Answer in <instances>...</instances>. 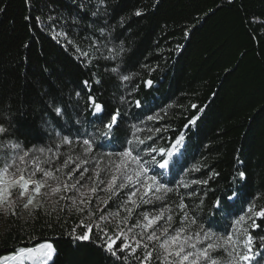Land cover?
<instances>
[{
  "label": "trees",
  "instance_id": "trees-1",
  "mask_svg": "<svg viewBox=\"0 0 264 264\" xmlns=\"http://www.w3.org/2000/svg\"><path fill=\"white\" fill-rule=\"evenodd\" d=\"M81 3L86 5L83 11ZM97 4L98 0H0V108L10 104L16 114L18 128L11 138L26 148L52 147L60 159L52 153L41 159L51 157L56 166L67 155L82 156L85 138L95 144L82 168H95L94 156L122 150L118 141L104 140L102 122L88 109L89 92L82 84L88 80L91 95L104 106V122L118 109L120 129H128L129 138L132 125L142 129L136 133L140 138L153 136L141 148L170 147L176 136H184L180 153L173 158L178 163L164 170V179L174 190L155 206L135 209L128 225L140 212L155 211L164 203L172 208L165 215L171 214L173 227H179L183 213L177 205L183 202L189 218L196 220L184 222L186 234L200 231L198 225L216 234L231 231L232 222L250 203L264 206V0H104L93 17ZM137 11L142 14L137 16ZM58 33L66 35L54 39ZM77 47L89 53L90 64L75 51ZM109 49L122 51L111 59ZM115 66L118 74L110 71ZM121 75L131 78L121 81ZM97 79L100 84L94 83ZM148 80L151 86H146ZM49 105L63 108L64 118H57ZM149 115L154 120H147ZM193 117L198 118L189 123ZM149 128L160 131L149 133ZM69 132L74 143L56 148L59 136ZM100 144L104 146L97 148ZM153 155L160 159L158 151ZM107 165L109 160L101 157L100 168ZM239 171L245 172L244 178L237 176ZM212 172L219 175L209 179ZM105 175L102 171L101 177ZM194 179L209 182L190 184ZM181 181L189 186H179ZM128 191L100 208L117 211ZM193 192L196 195L189 196ZM217 198L220 209L212 206ZM25 202L26 198L17 201L15 217L0 214V256L49 240L55 248L50 264H138L135 257L122 261L105 252L97 244L95 229L91 240L73 239L72 229L80 235L85 231L77 227L80 221L90 220L69 211L71 201L57 203L56 196L42 194L27 209L20 207ZM91 207L94 221L100 212L95 202ZM126 215L121 209L120 216ZM116 222L100 224L111 235ZM120 227L126 230L124 224ZM128 235L131 241L133 233ZM144 255L145 249L138 248L136 256ZM145 264L159 262L153 257Z\"/></svg>",
  "mask_w": 264,
  "mask_h": 264
},
{
  "label": "snow or ice",
  "instance_id": "snow-or-ice-1",
  "mask_svg": "<svg viewBox=\"0 0 264 264\" xmlns=\"http://www.w3.org/2000/svg\"><path fill=\"white\" fill-rule=\"evenodd\" d=\"M103 3L104 0H98L96 11L91 13L93 17L99 14V8ZM85 7L86 5L81 3L82 11ZM135 14L139 16L142 13L137 11ZM99 31L101 35L105 34L104 28ZM59 35L66 34L58 33L53 38L55 39ZM75 51L87 63H91L92 57L87 51H82L78 47ZM108 51V58L115 59L122 49H109ZM110 71L113 74H118L119 67H112ZM130 78L129 75L119 76L121 81H128ZM94 83L100 84L101 81L97 79ZM151 83V80L145 81L146 86H151ZM82 84L89 92L87 106L91 115L102 122L103 126L100 129L102 137L108 142L118 141L122 150L101 153L100 157L94 156L96 167L93 169L82 168L83 164L89 162V154L94 152L95 144L93 139L85 138L82 140V156L67 155L56 166L51 157L41 159L46 153H52L56 160L60 159V155L54 153L52 147L26 148L19 139L11 138L18 128L15 119L16 114L12 112L10 104L0 108V214L17 216L16 204L18 200L26 198V202L20 207L27 209L33 205L35 196L41 193V189L47 188L48 191L44 193L46 198L50 195L56 196L57 203L62 200L71 201L68 210L74 209L90 220L89 223L85 224L82 219L77 226L85 229L82 234L75 235L76 228L72 229L73 239L91 240L95 229L98 246L118 260L128 261L129 257H135L138 264H145L146 261H151L155 257L159 264H264V206H258L254 202L249 204L244 215H240L232 222L230 225L232 230L224 234H216L210 228L205 229L199 225L200 231L192 235L186 234L187 225L184 222L196 224V220L189 218L184 211L188 206L183 202L177 205L183 213L179 227H173L171 214L165 215L171 213L172 208L164 203H160L155 211L140 212L136 222L128 225L135 209L140 208L141 205L155 206L157 202L165 201L167 194L174 190L165 181L164 170L178 163L173 158L180 153L184 136L183 134L176 136L170 147H160L157 150L148 144L141 148L142 145H146V141L153 140V136L148 135L145 138H140L136 133L142 129L137 125H132L134 131L131 132V138H129V130L120 129L118 109L115 113H108V120L104 122V106L97 102L95 96L91 95L92 83L84 80ZM75 96L79 98L80 92L77 91ZM136 106H140L139 101H136ZM49 107L52 108L57 118H64L65 111L63 108L52 105ZM192 107L196 108L197 106L192 105ZM19 115L23 117L24 113H19ZM197 118L193 117L189 123H195ZM147 120H154V116H147ZM147 131L149 133L159 132L160 129L149 128ZM73 143L74 140L71 138V132H69L59 136V144L55 147L59 148L61 145H72ZM103 146V144L96 145L97 148ZM157 151L160 156L159 160L153 155ZM141 153L150 156L151 160H144ZM101 157H106L109 160V165L105 169H101L99 166ZM131 164L136 165L134 174H130L128 171ZM42 165H48V167ZM156 169L160 171H156ZM102 171L107 172L103 178L101 177ZM194 171H200V169L195 168ZM38 173L40 178L35 179ZM85 173L91 174L86 176ZM218 175L219 173L212 172L209 179ZM245 175L244 171L237 173L240 178H244ZM49 181H52L55 186ZM208 182V179H194L190 181V184L207 185ZM179 186L188 187L189 184L181 181ZM126 188L129 189L126 193V199L119 202L117 211L106 212L100 208V204H104L106 208L108 202L114 196H119L120 192ZM68 192H72L73 195L65 196L62 194ZM99 192H104L107 196L102 198L98 195ZM192 195H196V193H189V196ZM134 197L136 199H133ZM232 198L231 196L228 197L229 200ZM94 202L100 215L93 221L91 218L95 212L91 206ZM39 206L37 205V207ZM212 206L220 209L223 205L221 200L217 198ZM121 209L128 215L120 216ZM109 217L117 221L111 235L100 224V221L111 223L112 220ZM257 220H260L259 224ZM161 221L164 223H160ZM121 224L126 226V230L120 227ZM135 228H140L141 232L134 233L133 229ZM128 233H133L131 241ZM150 244L152 251H148ZM198 245L200 246L198 247ZM140 247L145 249V255L142 258L136 256L137 249ZM54 254L53 244L44 242L33 248L19 249L18 253H14L11 259L23 260L24 264H50ZM0 264H3L2 259H0Z\"/></svg>",
  "mask_w": 264,
  "mask_h": 264
},
{
  "label": "rangeland",
  "instance_id": "rangeland-1",
  "mask_svg": "<svg viewBox=\"0 0 264 264\" xmlns=\"http://www.w3.org/2000/svg\"><path fill=\"white\" fill-rule=\"evenodd\" d=\"M135 170H136V165L135 164H131L130 166H129V168H128V171H129V173L130 174H134V172H135ZM158 170V169H157ZM149 174H151V173H149ZM35 179H39V178H35ZM49 183H53L52 181H49ZM53 186H55L54 185V183H53ZM48 191V189L47 188H42L41 189V193L39 194V195H36L35 196V199H34V201H33V204H35V203H37L39 200H40V196L42 195V194H44L45 192H47ZM49 197H51V195L50 196H48V198ZM25 200V199H24ZM20 202H22L23 200H19ZM44 242H50L51 243V241H49V240H47V241H43V242H41V243H44ZM40 243V244H41ZM36 246V245H35ZM200 245H198V247H199ZM34 247V246H33ZM33 247H31V248H33ZM20 255H22V254H20ZM13 255H10V254H5V255H2V256H0V259H2L3 260V264H24V261L23 260H20V259H18V260H13V259H11V257H12ZM4 258H7V259H4Z\"/></svg>",
  "mask_w": 264,
  "mask_h": 264
}]
</instances>
